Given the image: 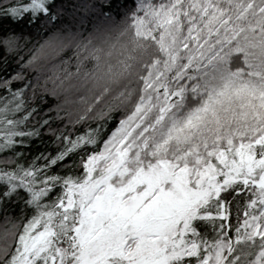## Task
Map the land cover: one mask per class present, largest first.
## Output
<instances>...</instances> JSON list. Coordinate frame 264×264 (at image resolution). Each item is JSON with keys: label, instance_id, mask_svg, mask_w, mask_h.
<instances>
[{"label": "snow or ice", "instance_id": "obj_1", "mask_svg": "<svg viewBox=\"0 0 264 264\" xmlns=\"http://www.w3.org/2000/svg\"><path fill=\"white\" fill-rule=\"evenodd\" d=\"M0 264H264V0H0Z\"/></svg>", "mask_w": 264, "mask_h": 264}]
</instances>
